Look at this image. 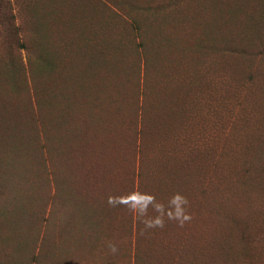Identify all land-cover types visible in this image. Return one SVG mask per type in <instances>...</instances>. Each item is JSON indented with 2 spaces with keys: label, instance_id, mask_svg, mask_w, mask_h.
<instances>
[{
  "label": "rangeland",
  "instance_id": "obj_1",
  "mask_svg": "<svg viewBox=\"0 0 264 264\" xmlns=\"http://www.w3.org/2000/svg\"><path fill=\"white\" fill-rule=\"evenodd\" d=\"M221 1L226 5L230 2L232 8L237 1L244 3L246 0ZM248 1L254 13L259 12V7H264V0ZM104 2L106 1L0 0V76H5L4 67L13 64V60L17 58L25 67L30 61H35L39 65V83L54 84V100L59 94L61 96L68 93L75 103L78 100L76 94H87L89 101L86 108L90 109L84 108V114L75 109L77 103H72L73 109H70L67 121H73V130L67 129L64 135L63 130L58 132L56 129V137L51 134L47 141L41 133L40 125L37 129L40 132L37 142L43 143L45 147L42 152H36L40 164L41 156L43 157V166L41 164L39 167V176L41 173L42 177L41 195L35 202L42 215L37 230L40 238L45 234V246L52 249L53 264H210L213 237L216 245L213 234L216 229L214 214L223 215L228 222L230 216L248 220V216L254 218L252 214L257 215L260 221L255 223L256 220L253 219L248 229V233L252 234L251 243L237 238L231 241L230 264H264V187L260 182L257 189H254L252 182L249 186L246 176L236 182L233 174L229 173L232 184L229 190L231 189L232 196L227 200L228 206L215 202L214 149L210 145L207 125L212 113L207 111L205 104L201 105L202 121L195 118L192 123L194 128L185 129V126L175 124L168 132H163L160 138L165 141L161 140V146L151 152V158L156 164L153 163L147 175L140 178L139 185L137 178L134 187V181L128 180L127 171L123 170V161H133L135 150L137 152L134 136L130 134L136 132L138 127L133 90L139 83L141 54L134 44L139 41L138 38L136 42L131 41L127 36L128 32L124 33L125 30H130L127 22L130 16L111 3L109 5L115 12H109ZM160 2L165 3L167 0ZM218 2L219 0H181L173 10L174 14L163 10L150 18L153 22L156 19L157 26L161 24L160 30L167 32L166 36L168 32L172 33L175 50L174 54L168 56L176 59L174 64L179 62L184 49L192 44L189 54L191 67L194 68L195 61H201L203 67H200L199 75L204 77L206 84L211 73L216 76V65L222 61L217 53L222 37L226 34L244 35L246 31H252L241 30L243 17L235 20V27L230 30V24L218 13ZM113 15L117 20L111 23V27H107V19ZM186 35L192 41L186 42L189 40ZM107 39L109 45L106 44ZM211 46L213 49H205ZM164 53L163 61L169 62L166 49ZM175 54L179 56L174 57ZM41 55H47L48 60L54 64L50 73L43 67ZM252 56L235 58L237 65H226L225 70L230 72L227 76L230 93L224 97L226 103L222 98L217 103L222 112L224 109V119L228 112L239 114L241 119H248L251 131H257L254 134L262 136L264 57L260 59L254 52ZM227 59L228 57L225 58L226 61ZM218 69L224 71L220 66ZM249 73L255 76L252 90L235 91L242 93V98L234 94V90H244V82ZM15 84L20 85V81L17 80ZM15 84L0 82V100L8 105L18 106L19 100L13 98L16 93L13 89L16 88ZM85 87L87 89L81 91ZM17 92L21 95V104L30 101L23 89ZM238 97L239 101L236 100ZM223 103L226 106L222 109ZM54 111L56 116L60 115L56 104ZM80 116L81 120L85 118L88 123L82 124L79 130L74 126V121ZM26 127L30 137H26L24 145L29 151L34 147L36 138L30 134L33 133V128L29 124ZM171 132L179 135V162L173 169L165 172L160 161L162 154L165 157V152L169 149ZM59 133L60 137L57 138ZM157 134L160 136V131ZM195 143L196 149L193 148ZM222 149L223 146L218 152L221 154L218 156V164L224 158ZM29 162L31 160L28 157L27 163ZM225 162H230V156L225 157ZM236 165L237 161L231 168L235 170ZM34 170L35 166L31 175L28 172L25 174L28 212L30 200L36 199ZM257 177L259 176L256 175ZM218 180L224 183L227 178L222 174L218 176ZM111 182L119 184L115 188ZM256 182L255 180L254 183ZM116 190L120 197H129L130 192L132 195L150 194L165 206L175 193H180L189 201L187 211L192 219L180 227L176 221L165 218L163 228L145 229L141 219L126 206L108 204V197L115 195ZM148 214L156 215L151 208ZM193 223H200L199 231L202 232V228L207 227V234H199ZM109 242L116 245L118 250L115 254L109 250ZM7 249L9 255L18 253L19 256H9L10 261H5L4 264H31V253L29 250L26 252L27 247L18 248L17 243L13 242L7 245Z\"/></svg>",
  "mask_w": 264,
  "mask_h": 264
},
{
  "label": "trees",
  "instance_id": "obj_2",
  "mask_svg": "<svg viewBox=\"0 0 264 264\" xmlns=\"http://www.w3.org/2000/svg\"><path fill=\"white\" fill-rule=\"evenodd\" d=\"M105 1L107 2V0ZM108 1L107 3L104 2V4H106L109 12L113 14L115 12V9L109 5L111 3L130 16L129 21H127L130 30H125L124 33L128 32L127 36L131 41L135 40L136 42V38H138L139 41L134 44L135 46L137 45L141 54V66L138 67L139 83L135 85L133 90L134 109H137L138 127L136 132L130 134V136H134V145L137 148V152L135 150L133 161L127 163L125 160L123 161V170L127 171L128 180L132 179L134 181L133 187L135 186V179H138L139 185L140 178L147 175V171L150 170V166L153 163L156 164L151 158V152L153 153L156 148L158 149L161 146V140L165 141L160 138L163 132H168L175 124H181L185 126V129L194 128L192 123L195 118L202 121V104L208 107L207 111H211L214 114V117L210 114L211 120L207 125L210 133L208 136L210 145L214 149L213 160H215V164L213 175L215 177V188L213 190V198L215 202L228 206L227 200L232 196L230 193L231 189L229 190L232 185L229 173L233 174L236 182L246 176L248 177L249 186H251L252 182L254 189H257L258 182H260L261 186L264 187V135L254 134L257 131H251V127L247 123L248 119H241L239 114H230L228 112L226 119H224L223 108H225L226 104L224 105L223 103V107L220 105L223 109L222 112L221 108H218L217 103L221 98L226 103L224 97L230 93L229 79L227 78L230 72L225 70L226 65H237L235 58L252 56V52L260 59L264 57V7H259V12L254 13L248 0L244 3H242L243 1H237L232 5V8L230 2L226 5L219 0L218 13L230 24V30L235 27L234 21L243 17L241 30L252 31H246L244 35L230 36L226 34V36L222 37V43L218 47L219 50L217 49L222 61L216 65V76L211 73L208 78V84H206L204 77L199 75V69L203 67V65L201 66V61H195L194 68L191 67L189 54L192 44L184 49L183 56H179L181 51H179V55H174V57L179 56V62L174 64L176 59L168 56L171 53L174 54L173 50H175L172 33L168 32L166 36L167 32L160 30L161 24L157 26L156 19H154V22L150 20V18H153L163 10L171 11L174 14L173 10L181 0H178V2L167 0L165 3L160 2V0ZM197 1L200 2V0ZM137 14L146 18L141 19ZM116 20L117 17L115 15L113 17L110 16L107 19L106 26L111 27V23ZM107 27L106 30H109ZM186 36L189 39L186 42L192 41L188 35ZM106 44L109 45L108 39ZM198 45L200 46V43ZM165 49L169 62L163 61L165 60ZM205 49L213 48L211 46ZM194 51L195 49L192 53ZM226 57H228L227 61L225 60ZM16 60H13V64H7L4 67L6 70L5 76H0V82L15 84L17 80L20 81V85L15 84L16 88L13 87L16 91L13 98L19 100L18 106H15V104L8 105L0 100V264L10 261V257L19 256L17 251L15 252L17 255H9L7 245L13 242L17 243L18 248L27 247L26 252L29 250V253H31L29 256V258H32L31 264H53L52 249L45 246V234L40 238L37 230L42 215L39 209L37 210L35 202L39 200V195H41L39 192L42 189V177L41 173L39 176V167H41V164L43 166V157L41 156L40 164L36 152H42L45 148L43 143L37 142L38 133L40 134L37 129L38 125H40L41 133L47 141L51 138V134L54 135L55 132L56 135V129L58 132H60V129L63 130L62 134L64 135L67 129L73 130V121H67L71 114L70 109H73L72 103H77V106H75L77 108L75 109L84 114L82 110L90 109L86 108L89 101L87 100V94H76L78 100L75 103V100L68 93L61 96L59 94L57 99L54 100V84H40L37 79L39 65H36L35 61H30L28 66L25 67L18 58ZM40 60L43 67L50 73L54 68L52 61L48 60L47 55H41ZM160 62L163 64H160ZM218 66L222 67L224 71L222 69L219 70ZM193 70H195V73H193ZM203 71H205V68H203ZM254 81V74L249 73L244 82V90L236 89L234 94L243 98L242 93L235 91L250 92ZM57 85L59 84L57 83ZM19 89H23L29 95L30 101L27 104L26 102L21 104V95L17 92ZM85 89L87 88L85 87L81 91ZM217 91L219 94L218 99ZM239 99L240 97L236 100L239 101ZM55 104L56 110L58 109L60 112L59 116L54 114ZM81 118L82 116L74 121V126L79 130L82 124L88 123L85 118L83 120ZM260 118L262 119V117ZM27 124H29L30 128H33V133L30 132V134H33L36 138L34 147L37 150L34 147H31L29 151L27 148L25 149L26 137H30L28 136ZM261 126L263 127V124ZM263 129L259 132L261 133ZM157 131H160V136ZM193 134L196 135V132ZM55 135L54 137H56ZM59 137L60 133L57 138ZM169 139V149L166 150L165 157L162 154L160 161V164H162L161 168L165 172L167 169H173L174 165L179 162V150L177 149L179 135H174L171 132ZM222 146L221 153H223L222 156L224 158L221 164H218V156L221 155L218 152ZM193 148H197L196 143ZM225 151H227L226 155H224ZM227 156H230V162H225V157ZM28 157L31 160L29 163H27ZM34 160H36V163H34ZM236 161V169L233 170L231 167ZM184 162L186 163V160ZM34 166L35 176L33 178L35 181L36 199L30 200L31 206L30 212H28L25 174L28 172L31 175ZM222 174L227 178L224 183L218 180V176ZM256 175L259 177L256 178ZM255 180L257 181L256 183H254ZM117 184L119 183L114 182L113 184L111 182V185L115 188ZM131 195L130 192L129 196ZM111 196H117V190L115 195L112 194ZM124 197L127 198L128 196ZM252 215L254 218L248 216V220H239L230 216V222H228L224 220L223 215L214 214L216 229L214 224L215 230L213 234L216 237V245L213 237V244L211 241L213 254L210 264H230V252L232 251L230 243L233 239L237 238L251 243L252 234L248 233L250 222L256 220L255 223H258L260 221L257 215ZM199 226L200 223L194 224L195 230L198 228L199 234H207V227L202 228V232L199 231ZM28 233H30L29 236Z\"/></svg>",
  "mask_w": 264,
  "mask_h": 264
},
{
  "label": "clouds",
  "instance_id": "obj_3",
  "mask_svg": "<svg viewBox=\"0 0 264 264\" xmlns=\"http://www.w3.org/2000/svg\"><path fill=\"white\" fill-rule=\"evenodd\" d=\"M108 204L110 206H118L123 204L129 211L135 213L141 219L145 229L163 228L165 218L178 223L180 227L192 219L191 214L187 211L189 201L187 197L180 193H175L165 206L163 203L156 201V198L150 194L131 195L127 198L118 196H109ZM149 208L156 214L149 216ZM109 250L115 254L117 247L115 244L108 243Z\"/></svg>",
  "mask_w": 264,
  "mask_h": 264
}]
</instances>
